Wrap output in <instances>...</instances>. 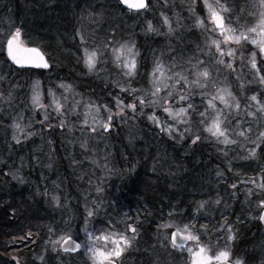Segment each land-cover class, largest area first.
Instances as JSON below:
<instances>
[{
	"label": "trees",
	"instance_id": "1",
	"mask_svg": "<svg viewBox=\"0 0 264 264\" xmlns=\"http://www.w3.org/2000/svg\"><path fill=\"white\" fill-rule=\"evenodd\" d=\"M15 1L0 0L1 3H6L9 10ZM115 1L120 10L129 12L121 6L118 0ZM230 1L237 11L247 8L251 12H256V9L250 5L253 0ZM27 2L35 4L36 0H27ZM47 2L48 0H45L41 8H44V11L51 7V11L49 13L45 11L44 15L42 11L41 17L43 19L37 20V34L51 67L49 69L21 70L10 65L12 72L17 73L16 77L22 83L25 80H40L46 86L52 80L46 81L42 79L41 76L43 75H34V73L49 72L54 82H65L74 86L76 92L81 94L84 102L90 101L88 103L94 102L96 104L105 102L114 108L117 88L104 86L95 77L96 75L87 72L83 65L82 51L86 48V44L81 45L79 35L83 34L85 37V34L82 24L78 21V12L72 10V0H54L55 4L51 6H47ZM153 2L154 0H149V7L153 5ZM163 2V0H158L159 4ZM67 6L71 11L65 14ZM113 7L115 6L113 5ZM104 9L106 11L104 15L110 13L105 4ZM131 13L139 14L140 12ZM194 21L188 20L183 23L184 25L191 23L188 25L191 27L189 38L192 41L186 44L188 46L181 44L184 47L180 56L177 55L176 50L168 51V44H172V40H169L165 35L156 36L142 33L137 35L134 40L139 50L138 65L135 76L129 80L131 88H138L148 83L156 61L162 62L165 67H171L175 62L176 67L174 69L176 70H181L190 65L187 63L189 58H191L192 64L196 63V52H199L196 47L200 48L201 41L205 42L211 37L210 33L207 35L200 34L199 29L194 26ZM119 23L121 25L118 29L119 33H113L114 36L123 34L129 29L124 20H119ZM116 24L117 20H110V26L115 27ZM108 33H110L108 30L103 29L105 36H108ZM203 36L206 38L204 39ZM211 58L212 61L214 58ZM5 61L7 62L6 57ZM221 71L222 73L226 72L223 68ZM234 77L231 76L227 80V85L231 86L241 103L247 107H252V109L255 108L256 106L247 99L252 93H259L258 98L261 103H264V90L256 80L252 82V85L244 87L245 95H242V90L238 89V82ZM250 77L254 78L253 76ZM136 95L139 94L126 93L118 97L123 99L125 104H128ZM23 104L21 103V106ZM126 111L129 114V122H132L134 120L132 119L133 114L130 110ZM139 111L138 105L137 114ZM137 114L135 117L140 119L142 124V126L139 125L140 131L146 133L147 130L144 126L146 123L148 128L155 127L153 122H148L146 112L145 115L138 117ZM13 115L16 116V113L13 112ZM58 119L59 117L56 118V120ZM8 120L6 119V121ZM259 130H264V128ZM86 131L87 128L82 125H76L73 133H69L66 128L60 129L58 125H54L50 130V137L52 146H55V151L49 158L48 154L51 150L47 144L48 135L46 134L45 141L30 138L21 143H16L6 139L5 145L2 141L3 137L0 136V264H38L35 261H30L24 248L18 251L19 256L17 255V258H13L12 253L17 251L12 245L24 238H28L27 242H31L30 246L32 247L30 248L37 245L36 249L41 252L46 264H89L83 250L75 254L65 253L64 256L67 258L61 263L57 262L56 258L60 253L51 250L45 244L49 228L55 220L67 222L68 224H64L70 227L68 229H71L68 230V234L74 238L78 235L79 241H81L82 226H85L87 210L95 212L93 217L88 218V228L100 233V230L109 228V222L115 226L111 230H117L121 221L130 217V214L124 215L125 211L129 213L131 209H138L141 215L138 219L141 227H144L146 231L147 229L152 230L170 212L184 209L189 213L199 201L211 198V194L216 188V181L212 178L215 168L221 165L225 166L227 163L233 168H238L240 173L246 177H255L264 168V153L259 150L256 158H249L248 161H244V156H241L238 160L233 161L231 158L225 159V157L219 156L217 147L220 144L216 142L201 140L196 144L186 145L184 143L182 148H176L169 145V139L164 135L156 137L150 134L147 137L145 134L141 141L131 144L126 142L124 131L118 129V132H109L113 138L110 139V143H105L104 147L110 153L111 164L115 165L119 173L113 179L120 182L121 191H129L118 206L112 203L102 213L92 203L94 201L93 194L86 195L89 190L93 192V189L84 179L92 171L89 163L92 151L87 150L83 153L72 146L76 143H72V141L76 139L77 134L86 137ZM157 131L160 130L156 128L155 132ZM257 132L256 126L255 134ZM41 147L44 149L40 153L37 152V149ZM49 159L52 161L47 163ZM133 166L134 171L131 170ZM13 172L23 178V183L19 179H13ZM52 185L57 187L60 194L63 191L68 193V198L74 201L71 209H61L54 204L53 197H55L56 192H52ZM225 185L227 182L222 181L221 187ZM107 192H110V189ZM65 210L69 212L60 216ZM72 223H75L73 228ZM234 224L236 232H234L235 239L232 240V243L242 251L238 257L243 258L244 264L248 263V260L252 264H256V262L264 264V227L259 219L251 221L248 217L238 218ZM232 226L234 227L233 224ZM153 232L148 238L149 243ZM29 233L31 236L28 235ZM221 236L224 237V234L221 233ZM220 240L219 237L218 241ZM234 250L236 251V249ZM154 253L155 256L150 260H155L158 264H186L185 259L180 258L181 260H179L175 257V249L170 246H163L160 252L154 251ZM235 258L237 256H234L233 259ZM133 260L139 261L138 258H133Z\"/></svg>",
	"mask_w": 264,
	"mask_h": 264
},
{
	"label": "rangeland",
	"instance_id": "2",
	"mask_svg": "<svg viewBox=\"0 0 264 264\" xmlns=\"http://www.w3.org/2000/svg\"><path fill=\"white\" fill-rule=\"evenodd\" d=\"M44 1V2H43ZM54 0H48L46 3L47 6L54 5ZM164 2L159 4L158 0H154L153 5L149 7L148 11L140 12L139 14H133L130 11L129 12H123L118 8V4L115 0H72V7L73 11L78 12V21L80 24H82V28L84 30L85 34V41L86 43H82L81 45L86 44V48L88 47V50L91 52L93 50L97 51H103L104 55L100 58V62L97 63L96 68L89 72L87 67L84 64V49L82 51V59H83V65L85 66V70L89 72L90 74L96 75L95 77L98 78L101 83H103L106 87H112L116 89L115 97H118L122 93L120 91V88L117 87V83L124 87H129V80L132 79V77L124 75L125 69L123 68V62L124 58H121L120 65L118 66L117 62L115 61V58L112 54L111 49L112 48H118L121 44L127 43L128 45L135 44V50L136 52H139L135 38L139 33L145 34V35H156L161 36L165 35L169 38V40H172V44H168L169 50L172 51L176 50L178 53L177 55L180 56L182 54V48L184 46H188V44L191 40L189 38V30H191V27L188 24L191 23H185L187 25H184L183 23L186 21H194L196 19L195 15H199L201 17H206L207 12L206 10H201V0H195V8L194 12L190 11V5L193 3V0H163ZM222 3H228L229 7L234 10L235 15L232 16L231 20L228 19V16H225V23L230 24L231 27L237 28L238 31L240 29V25H247L251 26L255 23V18L253 16L244 17L241 15V10L237 11L235 9L234 4L232 5V1L230 0H221ZM253 2V1H252ZM43 3V4H42ZM45 3V0H36L35 4H30L27 2V0H16L15 4L13 3V7L11 6L10 9H7L6 3L0 2V42L4 40V34L10 31H13L15 27L22 28V31L24 33L23 35V42L26 45L30 46H37L42 49L40 37L37 34V25L38 19H43L41 17L43 7ZM104 4L107 5V10H110V13L107 15L105 14ZM253 3L250 5L252 6ZM113 5L115 7H113ZM5 8V10H4ZM9 10V11H8ZM48 13L51 11V7L47 10ZM71 10H69L67 6V10H65V14H68ZM72 11V12H73ZM161 13L168 16L169 19L172 21V27L175 29L174 33H168L167 26L163 24ZM149 16V18H147ZM239 18V22L237 23V19ZM36 19V20H35ZM51 19V18H50ZM117 20V24L115 27L110 26V20ZM177 19L180 21V26L177 27ZM119 20H124L125 24L129 28L127 31H124L123 34L121 33L118 36L112 35L115 32H118V29L121 27ZM35 22V23H34ZM148 22H151L154 29H157V31H149L148 30ZM195 22V21H194ZM206 24L209 29H211V24L207 22ZM102 27V31H101ZM199 29V33L202 35H207V33L203 32L202 29L197 27ZM103 29L108 30L110 33H108V36H105L103 34ZM211 38H218V36L211 31H209ZM205 39L206 37L203 36ZM202 45L200 48L196 47L199 52H196L197 59L205 60L206 62H211V57L207 55V48L205 47V42L201 41ZM104 44H107V49H104ZM184 46H182V45ZM174 45V46H173ZM179 48H177V47ZM233 47H237L236 45H233ZM185 49V48H184ZM43 50V49H42ZM44 51V50H43ZM243 54L245 57L248 56V49L247 46H245L243 50ZM127 55V51H125V56ZM6 51L2 46H0V94H2L3 97H7L9 93H11V100L5 101L4 99H0V136L3 137V143L6 144V139L13 140V135H16L17 138L23 142L28 139L35 138L36 140L43 139L45 141V134L48 135L47 144L50 148V152L48 154V158L51 157L53 151H55V146H52V139L50 137V130L53 128L54 125H58L60 121L63 119L65 120V126L63 128H66L69 133L74 132V128L76 125H82L83 120L85 119L84 113L86 111H89L87 109L88 104H96V103H88L90 101L84 102L81 94L76 92V89L74 86H72L71 92H65L64 89H61L58 87L59 84L65 83V82H54L51 73L44 72L43 74H38L37 72L34 73V75H43L41 76L42 79H45L48 81L51 79L52 81L50 84L45 85L44 82L40 80L36 81H30L25 80L23 83L16 77L17 73H13L12 69L9 67L11 64L9 61H5L6 57ZM240 56V50L238 48L237 50V63L236 62V68L238 69V72L241 76V81L246 86L252 85V82L255 81V78H251L252 76L249 73L248 67H243L240 64L239 61ZM227 60V58H226ZM137 65H138V57H136ZM245 64H247V60H245ZM12 66V65H11ZM191 66L187 65L185 68L181 70L173 69V71H184L185 75H188L189 80L195 79L194 74H190L187 69H189ZM166 69L169 67H165ZM41 69V68H39ZM242 69V70H241ZM224 70V69H223ZM227 71V70H225ZM137 72V69H136ZM28 73V72H27ZM167 75H171V72H168ZM233 75H229L228 79ZM235 78V77H234ZM221 79H223V75L221 76ZM44 80V81H45ZM150 77L148 79V83L145 85H141L136 89H148L150 87L149 84ZM251 81V83H249ZM39 82V90L42 93V103L45 105H50L51 97L48 95V90L51 89L53 92L56 93L57 97L61 100V103H65L63 97L67 96V102L65 103V116L60 117L57 116L55 111L52 109L51 106L48 107L49 112V120L45 121L44 123H40L39 121L43 120V113L40 110L33 109L32 105V96H33V89L34 85ZM132 83V82H131ZM69 84V83H66ZM229 86V85H225ZM231 87V86H230ZM195 94L191 97V103L196 106L197 111H204L205 109V103L204 98L200 95L199 91L194 90ZM233 91V90H232ZM78 94V95H76ZM131 94V93H127ZM139 95H142L143 93H139ZM242 95H245V90H242ZM256 94V93H255ZM253 93L250 95L252 96ZM26 96V98H23ZM130 96V95H127ZM132 97L134 95H131ZM237 97V96H236ZM238 98V97H237ZM134 99L131 100L133 102ZM75 101H80L79 105H75ZM261 101V100H260ZM130 102V103H131ZM21 103H24L23 106H21ZM174 108H179L181 106H187V102H185L183 105L176 103V99L174 98L173 101ZM255 105L254 101H251ZM84 104V105H83ZM103 104H106L105 102ZM241 109L239 113H237L235 110H232L229 114V110H225V115L228 116V120L231 121L229 124L228 121H225V126L228 127L229 133L231 135L232 139H237L236 135L232 133V128L236 125L237 121H246L251 122L253 120V117L246 115V110L248 112L257 111V108L247 107L246 105L241 103ZM73 106H75L76 111L71 112L68 111V109H71ZM82 106V107H81ZM109 106V105H108ZM220 105L218 104V107ZM256 106V105H255ZM110 107V106H109ZM111 108V107H110ZM113 112L117 111L115 108H112ZM155 112L157 116L161 118L162 121L168 120L170 123H174L169 119L167 114L163 113L162 109L159 108H145L144 112L146 114H151V112ZM13 112L16 113V116L13 115ZM126 115L124 117L120 116H114L113 118V127L110 130L111 131H117L118 129H122L124 131V135L126 138V142H129L131 144H134L136 141H141L143 136L147 134V137L150 134L155 135L156 137L163 136L169 139V145H172L174 147L182 148L183 144L186 145L192 144V137L189 134H185L183 140L180 139L178 133H174V137H169L165 132H162L159 127H157L156 124H154L155 127H149L147 126V123L144 125L146 127V133L139 130L140 126H142L140 119H135L132 122H129V114L126 111ZM140 114H137V117ZM190 115H193V124H192V132H200L201 133V140H206L208 142H216L214 138H211L207 132H203L202 128L197 127L199 118L195 116V114L190 113ZM214 114L209 111V117L211 118ZM257 115L259 116V112H257ZM96 116L97 120L106 119V113L103 109H101L100 113L97 114L94 109L90 110V115L88 117L89 120V126L92 125V117ZM56 120V118H58ZM128 120H127V119ZM6 119L8 121H6ZM137 119V120H136ZM19 123L21 125V128L24 129L23 132L19 131L18 129L14 128L12 125L13 123ZM148 122H152L149 121ZM210 122V119L209 121ZM51 124L52 127H49L48 125ZM140 125V126H139ZM249 124L245 123L243 127H248ZM253 127V134L251 135V139L256 138L255 130L256 125L252 124ZM138 127V128H137ZM187 127V125H179L180 131H183L184 128ZM62 129L61 127H59ZM87 128V127H85ZM158 128V130L155 132V129ZM28 132L34 133L31 137L25 138L26 134ZM118 132V131H117ZM86 137H83L82 134H77L76 139L72 141L76 142L72 146L74 148H77L81 150L83 153L87 150H91V158L89 160L90 166L92 167V171L89 175L85 176L84 179L87 181V184L93 189V192H90V190L86 193V195L93 194L94 201L93 203L97 209L103 213L105 208L114 203L115 206H118L120 202H122L125 198V195L127 194V191H121L120 188V182H116L113 178L116 177V174L119 175L117 172V168L114 164H111L110 161V153L105 150L104 144L110 143V139L113 138L110 133H102L98 130L97 134H90L88 132V129L86 131ZM74 137V136H73ZM113 140V139H112ZM200 140V141H201ZM14 141V140H13ZM198 141L197 143H199ZM39 142V141H37ZM86 142V147H81V144ZM167 143V142H166ZM217 143V142H216ZM45 145V144H44ZM168 145V144H167ZM185 145V146H186ZM254 145L251 143V140H245L243 137L239 138V141L235 145H223L220 144L217 147V151L219 153L220 157H225V159L231 158L233 161L238 160L239 157L244 156V161H248V159H245L249 155V150L252 149ZM44 149V147H43ZM41 148L37 149V152H41ZM258 151V150H257ZM227 153L225 156L224 153ZM59 153L60 150H59ZM52 160L49 159L47 161L51 162ZM96 161V163H94ZM107 164V168L111 169V172L106 171L104 168V165ZM234 166V165H232ZM217 172H220L222 175L218 176ZM13 174L19 176L16 172ZM212 178L216 181V188L213 190L211 194V198L209 199H202L201 201H208V203L205 204L204 208L200 209L199 212H197L198 204L195 208H192L189 213L186 212L184 209H179L175 212H170L173 215L169 217V215L166 218H163L161 221L158 222L154 228L145 230L144 227H141L138 219L141 216L138 209H131V212L128 213V211H125V213L130 214L129 218H125V220H122L120 225L117 227L118 229L112 230L119 233H124L125 228L127 224H134L137 228L138 235L136 236V239L132 241V246L127 249V251L122 256L121 260L123 264H158L155 260H150L155 256V252H160L161 247L163 246H170V243L167 239V237L170 234L171 230H164L160 229L159 225L166 223L169 219L173 220L175 223L183 225L185 223H189L190 221H195V228L193 231H197L201 228V225L207 226V231H198L197 234L201 236V242L205 244L206 246H211L212 251L215 252L218 249H225L226 247L231 250L232 253V260L235 259H241L243 261L242 257H238V255H241L242 251L239 247H235L233 245L232 240H228V233H227V226L230 224L234 225L232 226L233 232H236L235 227V220L238 218H246L248 217L249 220L258 219L260 216L261 210L257 207L259 201L261 199H264V189L258 188L256 185H258L261 182V175L262 172L259 171V173L256 174L254 177L256 180V184L251 183L252 176L246 177L243 174L240 173V170L238 168H233L229 164L226 163L225 166H219L218 168H215L213 171ZM48 176V175H47ZM17 180V179H14ZM222 181H226L227 185L221 187ZM101 184L104 188L103 193H97L95 191L96 185ZM236 184L237 188L232 189L231 185ZM52 192H56L55 197L59 198V204L57 205L56 201L54 200V204H56L57 207H60L61 209H71L72 203H74L73 200H70L67 196V192L63 191L62 194L59 193L57 187L55 185H52ZM124 187V186H123ZM110 189V192H107ZM249 190H251V194H249ZM120 194V195H119ZM118 195V196H117ZM115 197H117L115 199ZM216 199L220 200V204L216 205L213 203ZM223 200V201H222ZM200 202V201H199ZM144 205V204H143ZM144 208V207H143ZM180 208V207H179ZM69 211L65 210L60 216H64V214L68 213ZM225 218L227 220V224L224 223ZM232 218V219H230ZM65 222L57 221L55 220L53 222V225L50 226L52 231H48L47 238L45 240V244H47V247L51 250L57 251L60 254H58L57 262L61 263L63 262L67 256H64L65 253L61 252L60 250V244L53 245V241L59 240V238L63 235H68V229L69 226L64 224ZM68 224V223H67ZM75 223H72V228L75 226ZM74 225V226H73ZM223 225V227H221ZM120 227V228H119ZM76 228V227H75ZM89 229V228H88ZM77 230V229H76ZM89 231H92L89 229ZM154 231V232H153ZM96 232V231H95ZM152 233V239L151 242H148V238H150V235ZM221 233L224 234V237L221 236ZM99 235L100 233H97ZM82 240L85 238V232H84V226H82ZM129 238H131V233H128ZM219 237L221 238L220 241H218ZM28 238H24L22 240H19L15 242L12 246L17 251L13 254V258H17L18 251L22 250L23 248L28 253V257L30 258V261H35L38 264H46V260H44L43 255H41V252L37 251V245L33 248H30L31 242H27ZM219 242V243H218ZM103 243V242H101ZM224 243V244H223ZM228 245V246H227ZM189 246H192L191 243ZM171 247V246H170ZM155 248V250H154ZM236 249V251L234 250ZM84 251V249L82 248ZM154 250V251H153ZM55 252V253H57ZM54 253V252H53ZM85 258L88 260L89 264H91L89 257L87 253L84 251ZM19 256V255H18ZM234 256H237V258L233 259ZM175 257L179 260L182 258L183 260H187L188 254L186 252H180L175 249ZM133 258H138L139 261L135 262ZM156 258V257H155ZM26 262V260H25ZM251 261L248 260V263L246 264H252ZM18 264V263H17ZM244 264V262H243ZM256 264H262L260 262H256Z\"/></svg>",
	"mask_w": 264,
	"mask_h": 264
},
{
	"label": "snow or ice",
	"instance_id": "3",
	"mask_svg": "<svg viewBox=\"0 0 264 264\" xmlns=\"http://www.w3.org/2000/svg\"><path fill=\"white\" fill-rule=\"evenodd\" d=\"M166 2V0H165ZM122 6H126L129 10H134L136 12L148 11L149 10V0H120ZM252 7L256 9V12H251L247 8L241 9V15L245 18L248 16H253L255 18V23L251 26L240 25L238 31L237 28L231 27L230 24L225 23V16L231 20L232 16L235 15L233 9L229 7L228 3H222L221 0H201V10H206V17L196 16L194 26L199 27L203 32L208 33L211 31L216 34L218 38L206 39L205 47L208 52L207 55L213 57L214 59L209 62L205 60L197 59L195 64L191 63V58L187 61L191 65L187 71L190 74L195 75V79L189 80L188 75L184 74V71H173L176 67L175 62L169 68H165L164 64L160 61L155 62V67L150 74L148 89H136L129 87H124L117 83V87L120 88L122 93H143L142 95H136L133 102L125 104L124 100L120 97L115 98V108L117 111L113 112L107 104H88L86 107L89 111L84 113L85 119L83 124L87 127L90 134H97L98 130L102 133H109L113 127L114 116L124 117L127 113L126 110H130L133 114L132 119H135L137 114V106L139 105V114L145 115V108H159L162 109L163 113L167 114L169 119L174 123H170L168 120L162 121L159 116L153 111L151 114L147 115V119L152 121L157 127L160 128L162 132H165L169 137H174V133H178L181 140H183L185 134H189L192 137V144H196L201 140L200 132H192L193 115L199 118L197 127L202 128L203 132H207L211 138H214L217 143L223 145H235L238 143L239 138L243 137L245 140H251L254 145L252 149L249 150L248 157L256 158L257 150L264 153V130H259L264 128V103H261L258 96L259 93L253 94L248 97L249 101H254L257 111L248 112L247 106L245 108L246 115L253 117L251 122L237 121L236 125L232 128V133H234L237 139H232L229 133L228 127L225 126V121L230 124L231 121L228 120L225 110H229V114L232 110L239 113L241 109V104L239 99L236 97L235 93L232 91L230 86H225L227 84L228 76L235 75V80L238 82V89L243 90L245 85L241 81V76L236 68L237 62V50H240L239 61L243 67H248L249 73L255 78L256 82L259 83L262 90H264V0H253ZM195 0L190 5V11L194 12ZM163 24L167 26L168 33H174L175 29L172 27V21L168 16L161 13ZM206 20L211 24V29L208 28ZM239 18L237 19V23ZM177 27L180 26V21H176ZM149 31H157L154 29L151 22H148ZM23 31L20 27H15L13 31L4 34V40L0 42V46L4 48L7 54V58L16 65L21 67L33 66L36 68H50L51 65L48 63V58L45 54L37 47H30L23 42ZM79 39L82 43H86L83 34L79 35ZM236 45L237 47H233ZM247 46L248 56L245 57L243 50ZM108 45L104 44V49H107ZM135 44L128 45L127 43L121 44L118 48H112V54L120 65L121 58H124L123 68L125 69L124 75L133 77L136 74L137 61L136 57L139 56V52L134 51ZM125 51L127 55L125 56ZM104 55L103 51H89L88 48H84V64L88 71H93L97 63L100 62V58ZM227 58V60H226ZM247 60V64H245ZM221 68L227 70L222 73ZM214 69V71H213ZM242 70V69H241ZM171 72V75H167ZM223 75V79L221 76ZM251 83V81L249 82ZM59 88L64 89L65 92L72 91V85L61 83L58 85ZM199 91L200 95L204 98L205 109L204 111H197L196 106L191 103V97L195 94V91ZM48 95L51 97L50 105H45L42 103V93L39 90V82L34 85L32 105L33 109L40 110L43 113V120L39 121L44 123L49 120L48 107L51 106L55 111L57 116H65V103L67 102V96L63 99L65 103H61V100L57 97L56 93L51 89L48 90ZM78 95V94H76ZM176 99V103L183 105L187 102V106H181L179 108H174L173 99ZM0 99L5 101L11 100V93L7 97H3L0 94ZM80 101H75V105H79ZM218 104L220 105L218 107ZM94 109L97 114L100 113L101 109L106 113V119L97 120L96 116L92 117V125L89 126L88 117L90 115V110ZM214 114L211 118L209 117V111ZM68 111L75 112L76 108L73 106ZM259 112V116L257 115ZM210 122H207L209 121ZM245 123H248V127H243ZM187 125L183 131H180L179 125ZM252 124L257 126L258 132L255 139H251L253 134ZM14 128L23 132L24 129L21 128L19 123H13ZM52 127L51 124L48 125ZM65 126V120H61L59 127L63 128ZM83 131V129H82ZM34 135L32 132H28L25 138ZM12 139L16 143H21L16 135H13ZM81 147H86V142L81 144ZM226 156L227 153L225 152ZM96 163V161H94ZM106 171L111 172V169L107 168V164L104 165ZM135 170L134 166L131 169ZM264 173V168L261 169ZM217 175H222L217 172ZM13 179H19L23 183V178L13 174ZM261 182L256 185L260 189H264V174L260 177ZM256 184V180L253 177L250 181ZM232 189H236L237 185L232 184ZM95 191L97 193H103L104 188L101 184H97ZM251 194V190H249ZM57 205L59 204V198L53 197ZM95 203V202H93ZM208 201H200L198 203L197 212L204 208ZM214 204L219 205L220 200L216 199L213 201ZM87 209V205L85 206ZM261 210V215L259 219L264 221V199H261L257 205ZM95 215L93 210H87V215L85 217V238L82 242H77L80 237L77 235L76 239H73L71 234L63 235L57 241H53V245L60 244L63 252L75 253L84 249L87 253L91 264H123L121 258L124 253L132 246V241L136 239L138 235L137 228L134 224H127L124 233H119L112 231L111 229L115 226L109 222V228L100 230V234L97 235L95 231H89L88 229V218ZM127 216V213L124 214ZM173 214L169 213V217ZM67 223V222H65ZM227 224L225 218L224 221ZM223 227V225L221 226ZM160 229L171 230L170 236L167 237L170 246L180 252H186L188 254L186 264H243L241 259L232 260V253L229 248L218 249L213 252L211 246H206L201 242V236L197 234L198 231H207L206 225H201V228L197 231H193L195 228V221H190L183 225L175 223L173 220L169 219L166 223L159 225ZM49 231H52L51 227ZM128 233H131V238H129ZM228 240L235 239V233L233 232L232 226L229 224L227 226ZM31 236V233L28 234ZM103 242V243H101ZM191 243L192 246H189Z\"/></svg>",
	"mask_w": 264,
	"mask_h": 264
},
{
	"label": "water",
	"instance_id": "4",
	"mask_svg": "<svg viewBox=\"0 0 264 264\" xmlns=\"http://www.w3.org/2000/svg\"><path fill=\"white\" fill-rule=\"evenodd\" d=\"M119 2H120V0H119ZM125 9H127V10H129L126 6H123ZM131 11H134V10H131ZM28 46V45H27ZM30 47H37V46H30ZM37 48H39V47H37ZM40 49V48H39ZM41 50V49H40ZM42 51V50H41ZM43 52V51H42ZM44 53V52H43ZM45 54V53H44ZM46 56V55H45ZM10 61V60H9ZM11 62V61H10ZM12 64H14L13 62H11ZM49 63V62H48ZM50 64V63H49ZM14 65H16V64H14ZM16 66H19V65H16ZM19 67H21V66H19ZM25 67H33V66H25ZM25 67H23V68H25ZM261 215V214H260ZM259 221H260V223L264 226V221H261L260 219H259ZM73 239H75V238H73ZM77 242H80V241H77ZM82 249V248H81ZM60 250L63 252V250H62V248H61V246H60ZM76 253V252H75Z\"/></svg>",
	"mask_w": 264,
	"mask_h": 264
},
{
	"label": "flooded vegetation",
	"instance_id": "5",
	"mask_svg": "<svg viewBox=\"0 0 264 264\" xmlns=\"http://www.w3.org/2000/svg\"><path fill=\"white\" fill-rule=\"evenodd\" d=\"M6 58H7V56H6ZM7 61H8V58H7ZM12 66H13V65H12ZM14 67H15V66H14ZM16 68L21 69V70L39 69V68H19V67H16ZM260 214H261V212H260Z\"/></svg>",
	"mask_w": 264,
	"mask_h": 264
}]
</instances>
